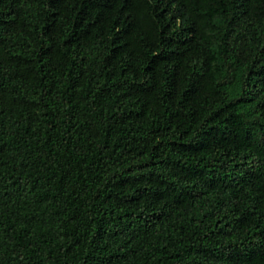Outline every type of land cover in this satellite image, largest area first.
Returning <instances> with one entry per match:
<instances>
[{
    "label": "trees",
    "instance_id": "1",
    "mask_svg": "<svg viewBox=\"0 0 264 264\" xmlns=\"http://www.w3.org/2000/svg\"><path fill=\"white\" fill-rule=\"evenodd\" d=\"M0 264H264V0H0Z\"/></svg>",
    "mask_w": 264,
    "mask_h": 264
}]
</instances>
